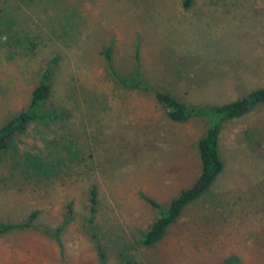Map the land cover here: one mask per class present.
<instances>
[{
    "label": "rangeland",
    "instance_id": "1",
    "mask_svg": "<svg viewBox=\"0 0 264 264\" xmlns=\"http://www.w3.org/2000/svg\"><path fill=\"white\" fill-rule=\"evenodd\" d=\"M106 46L118 72L138 68L185 104L220 105L264 87V0H0V126L47 65L42 108L66 113L31 122L11 144L44 157L48 178L12 176V147L0 152V223L38 210L39 224L61 228L59 242L38 230L0 233V264H264V104L222 126L221 172L145 247L139 233L158 213L143 196L166 207L192 185L206 123H172L150 94L119 87ZM64 145L77 152L71 160Z\"/></svg>",
    "mask_w": 264,
    "mask_h": 264
},
{
    "label": "trees",
    "instance_id": "2",
    "mask_svg": "<svg viewBox=\"0 0 264 264\" xmlns=\"http://www.w3.org/2000/svg\"><path fill=\"white\" fill-rule=\"evenodd\" d=\"M193 0H181V6L188 8ZM103 59L105 60L107 71L114 82L121 88L138 94H150L155 102L164 111L167 119L172 123H181L189 119H202L206 123L204 134L196 142L197 158L200 164V171L191 186L181 189L173 197L166 207H160L158 203L149 197L143 196V199L157 210V217L150 223L144 231L139 233L138 242L145 247H150L159 242L169 225L175 222L182 209L202 194H204L214 179L222 170V160L219 156L218 137L222 126L230 119L239 117L249 111L253 106L264 104V87L251 89L239 96L238 98L220 104L210 105H191L185 104L177 99L167 90L158 88L149 83L138 68L131 74L118 72L112 62L111 47L106 46L102 50ZM55 63L56 58L51 60ZM52 68L47 65L42 70L36 85L30 92L27 105L20 109L15 115L9 118L0 126V152L11 148L14 138L22 134L31 122H43L45 124L54 122L64 116V111L45 110L42 104L50 94V76ZM46 145L51 144L46 141ZM50 147V146H49ZM56 147H51L55 150ZM66 157H75L77 152L68 149L64 145ZM12 162L9 165L13 175H20L28 180H37L48 178L52 173V165L41 157L39 154L24 151L17 153L15 147H12ZM15 157L17 158L15 160ZM5 162L0 158V162ZM87 212L86 220L89 227L92 226L94 214L97 211V193L94 185H91L87 191ZM64 212L67 215L72 214V207L66 204ZM38 210H31L26 214L24 219L14 223H0V233L12 231L38 230L42 233L49 234L55 241L59 242L60 227L50 229L37 222ZM123 264H140L130 258H125ZM223 264H229V260Z\"/></svg>",
    "mask_w": 264,
    "mask_h": 264
}]
</instances>
